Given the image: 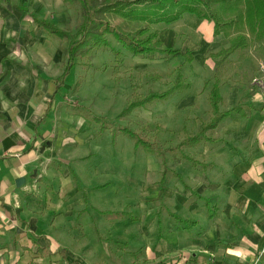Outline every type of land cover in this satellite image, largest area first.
I'll return each mask as SVG.
<instances>
[{"label":"crops","instance_id":"obj_1","mask_svg":"<svg viewBox=\"0 0 264 264\" xmlns=\"http://www.w3.org/2000/svg\"><path fill=\"white\" fill-rule=\"evenodd\" d=\"M7 1L13 0H0V264H264V40L249 49L258 48L254 62L245 56L239 63L240 84H227L228 73L219 79L220 110L240 105L245 117L208 132L214 143L184 149L205 170L165 159L163 200L161 172L152 181L151 204L149 177L135 170L133 157L122 159L123 141L109 148L111 159L93 136L88 142L94 149L85 148L83 120L54 101L67 88L55 92L64 68L61 50L48 45L51 53L31 41L20 12L7 8ZM183 20L188 23L182 26ZM183 20L160 31L161 43L175 48L176 37L187 36L180 49L212 69L210 55L226 49L228 39L214 36L213 24L195 15ZM178 78L181 88L171 96L192 92ZM158 110L159 130H178L180 122L189 136L211 118L210 109L205 116L201 109ZM167 114L174 116L171 123ZM136 188L139 206L129 196ZM194 195L215 208L214 218ZM170 214L192 224L184 229ZM87 239L96 243L91 263L85 261Z\"/></svg>","mask_w":264,"mask_h":264},{"label":"rangeland","instance_id":"obj_2","mask_svg":"<svg viewBox=\"0 0 264 264\" xmlns=\"http://www.w3.org/2000/svg\"><path fill=\"white\" fill-rule=\"evenodd\" d=\"M203 2L210 4L211 0H203ZM4 4L9 5L10 7L7 8L10 10L16 9L20 12L21 24L27 28V36L31 38V41L38 42L39 47L45 45L43 48H47L51 53L52 48L48 45L55 44L56 49L61 50L65 46V42L56 37L45 36L41 29L32 21L31 16L53 21L58 27L72 33L81 21L79 7H69L63 4V0H13L7 1ZM24 11L28 13V16L23 14ZM182 20L183 18L173 25L180 24ZM185 20H183L182 26L188 23ZM106 22V30L118 32L126 43L130 42L131 38L138 31L146 27H149L152 33L157 32V39L160 41L159 33L165 28L162 24L150 25L146 24V22H129L112 16H106ZM107 39L114 49L121 52L120 58L114 57L109 49L106 48L95 51L91 59L92 68L89 70L83 68V62L79 59L76 60L74 67L71 68L69 74L65 77L64 85L60 89H56L55 85V92L57 93L62 91L66 84L67 88L63 93H58L57 97L55 95L54 101H57L58 106L60 103L67 106L75 118L83 120L85 133L81 134L87 139V143L85 144L87 150L91 151L94 149L88 142L93 136L95 139L94 143L102 145V155L104 147H108V155L111 159L112 150H109V148H114L118 139L123 141L122 143L125 145L122 147V159L125 160V157H128V159L133 157L135 159V170H140V173L146 171L150 180V184L148 185L149 194L147 196L150 198V203L153 204L155 188L152 181H157L158 175L163 170L161 160L140 149L135 151L133 142L121 135L117 136L114 144H112L111 130H105L97 134L101 125H106L111 129L129 127L132 131H137L138 127H150L148 129L149 137L156 146L163 150L175 147L187 133L184 129L180 128V122L174 123L175 127H179L178 130H173L172 127L169 130H159L155 121L158 116V109H201L204 111L208 110V113H210L208 95L214 78L216 77L218 80H221L223 74L228 73L226 80L230 82H227V84H240L236 82L240 77V72L243 71L238 67L239 63L245 56L254 62V59L260 54L257 51L258 48H253L250 51L251 53H249V50L243 52V56L238 52L231 57L232 61L230 63H226L229 65L228 67L225 68V65L221 64L219 67L207 69L201 66L198 62L199 60L195 61L193 57L192 62L186 61L187 57L184 55L186 50H181L180 46L184 41L185 43H189L190 38L187 36L183 37L181 34L175 39V48H164L163 43H161V48L150 58L132 57L117 44L111 35H108ZM167 49L174 50L175 54H168L166 52ZM207 58L209 57L207 56ZM63 61H65L64 56ZM179 75L183 78V83H190L192 85V92H187V89H185L186 91L170 96L164 102H154L146 107L135 108L127 117H119L133 97V88L139 96H145L149 91L162 93L175 84L176 78ZM77 83H80V86L75 89L74 87ZM189 101H192V103L190 104ZM206 111L202 116H205ZM187 112L189 113V111ZM93 116L100 118V124L92 121ZM166 120L171 123L174 120V116L170 117L167 114ZM176 120L178 121V119ZM187 121L189 122V120ZM149 122L152 124H149ZM188 125V129L193 128L190 124ZM164 158L168 160V165H173L174 161L180 160L176 155L171 153H165ZM112 163L121 165L119 161H112ZM107 170L109 171V168ZM140 186L141 184L137 185V187ZM136 192L137 188L129 196L133 195L132 203L138 205L140 199L138 198L139 195L135 194ZM95 245V241H89L88 239L85 241L86 263L95 261ZM80 246L79 248L81 249Z\"/></svg>","mask_w":264,"mask_h":264},{"label":"trees","instance_id":"obj_3","mask_svg":"<svg viewBox=\"0 0 264 264\" xmlns=\"http://www.w3.org/2000/svg\"><path fill=\"white\" fill-rule=\"evenodd\" d=\"M63 4L73 8L79 7L80 9L81 21L73 33L59 28L49 20L31 16L36 26L44 31L48 37H56L65 42V46L61 49L65 57L64 68L61 76L54 80L56 89H60L64 85L65 77L74 67L76 60L79 59L83 62L82 66L85 70L91 69V59L96 50L107 48L114 57L120 58L121 52L111 46L107 39L108 35H111L117 44L132 57L150 58L161 48V42L157 39L158 33H152L149 27L138 31L130 42L126 43L118 32L106 30V16L121 18L129 22H146L150 25L162 24L163 27L168 28L180 21L185 14L195 15L200 20L213 24L214 36L223 35L228 39L229 44L226 49H221L210 55L214 60H217L215 67H219L229 57L238 52L243 55L242 53L248 51L255 43L264 40V0H211L210 4L204 3L203 0H63ZM24 12L28 16V13ZM166 52L175 54V51L171 49H167ZM184 55L187 57V62H192L189 51H186ZM79 84L77 83L74 88L77 89L80 86ZM180 88V78L171 89L162 93L149 91L145 96H139L133 88V97L119 117H127L135 108L165 101ZM221 102L219 80L215 77L208 95L211 118L208 122H204L199 126L195 135L185 134L182 141L172 148L163 150L156 146L149 137L148 129L150 127H138L137 131H132L129 127L111 129L106 125H101L97 134L105 130H111L112 144H114L116 137L121 135L133 142L135 151L140 149L161 160L163 170L158 198L162 201L165 190L163 181L166 173L169 172L164 158L165 153L176 155L178 159L188 163L193 168L199 167L201 170H205L207 166L188 157L184 149L193 147L200 142L214 143V140L207 137L208 132L215 130L224 120L245 117L246 114L240 105L221 111ZM92 121L100 124V118L96 116H93ZM172 175L178 178L176 173L172 172ZM194 196L205 202L209 218H214L215 212L213 210L215 208L198 195ZM170 216L184 229L192 224L173 214H170ZM114 244L117 247H126L125 244ZM37 251L41 253V256L45 254V251L40 248Z\"/></svg>","mask_w":264,"mask_h":264},{"label":"built area","instance_id":"obj_4","mask_svg":"<svg viewBox=\"0 0 264 264\" xmlns=\"http://www.w3.org/2000/svg\"><path fill=\"white\" fill-rule=\"evenodd\" d=\"M262 253H264V249H263V252Z\"/></svg>","mask_w":264,"mask_h":264}]
</instances>
